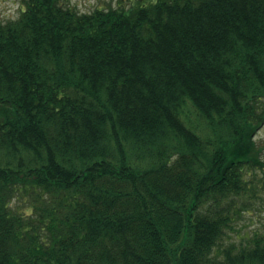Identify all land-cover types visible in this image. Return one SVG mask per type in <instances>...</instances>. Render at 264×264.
<instances>
[{
    "label": "trees",
    "instance_id": "obj_1",
    "mask_svg": "<svg viewBox=\"0 0 264 264\" xmlns=\"http://www.w3.org/2000/svg\"><path fill=\"white\" fill-rule=\"evenodd\" d=\"M20 1L0 20V264H264V231L225 241L264 190V0Z\"/></svg>",
    "mask_w": 264,
    "mask_h": 264
},
{
    "label": "rangeland",
    "instance_id": "obj_2",
    "mask_svg": "<svg viewBox=\"0 0 264 264\" xmlns=\"http://www.w3.org/2000/svg\"><path fill=\"white\" fill-rule=\"evenodd\" d=\"M152 1L155 0H66V3L80 12H91L97 7L125 6L128 8L137 3ZM21 9L22 3L20 0H0V20L6 22L17 18L21 13ZM255 139L261 147H264V126L257 131ZM261 156L264 158V150H262ZM249 172L251 177L252 171ZM262 173V170L257 171L259 177L262 176ZM249 200V205L247 207L242 206L243 208L238 210L240 215L233 222L232 227L227 229L226 242H241L255 231H264V190L258 187L255 196L249 197ZM18 206L25 208V203L18 201Z\"/></svg>",
    "mask_w": 264,
    "mask_h": 264
},
{
    "label": "flooded vegetation",
    "instance_id": "obj_3",
    "mask_svg": "<svg viewBox=\"0 0 264 264\" xmlns=\"http://www.w3.org/2000/svg\"><path fill=\"white\" fill-rule=\"evenodd\" d=\"M264 126V121L262 122V124L259 126L258 130ZM262 150H264V147L262 146Z\"/></svg>",
    "mask_w": 264,
    "mask_h": 264
}]
</instances>
